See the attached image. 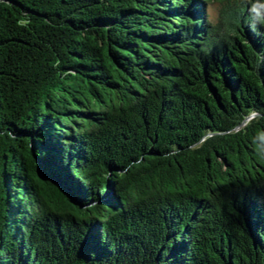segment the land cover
I'll use <instances>...</instances> for the list:
<instances>
[{
  "label": "trees",
  "instance_id": "trees-1",
  "mask_svg": "<svg viewBox=\"0 0 264 264\" xmlns=\"http://www.w3.org/2000/svg\"><path fill=\"white\" fill-rule=\"evenodd\" d=\"M0 264H264V0H0Z\"/></svg>",
  "mask_w": 264,
  "mask_h": 264
},
{
  "label": "rangeland",
  "instance_id": "rangeland-1",
  "mask_svg": "<svg viewBox=\"0 0 264 264\" xmlns=\"http://www.w3.org/2000/svg\"><path fill=\"white\" fill-rule=\"evenodd\" d=\"M208 13L210 16V20L215 22L218 15V5L214 4L208 7Z\"/></svg>",
  "mask_w": 264,
  "mask_h": 264
}]
</instances>
